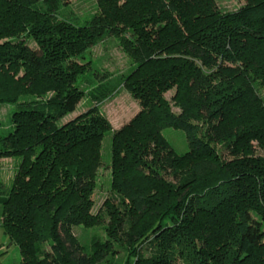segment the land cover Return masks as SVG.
<instances>
[{
	"label": "trees",
	"instance_id": "16d2710c",
	"mask_svg": "<svg viewBox=\"0 0 264 264\" xmlns=\"http://www.w3.org/2000/svg\"><path fill=\"white\" fill-rule=\"evenodd\" d=\"M65 2L0 0V104L13 105L0 158L14 160L0 227L19 264L116 252L123 264H264V0H95L82 22L62 15ZM110 36L131 66L95 80L85 54ZM122 87L139 109L112 129L100 104ZM84 97L91 105L63 120ZM166 127L184 132L186 151ZM108 132L102 214L93 194ZM96 225L103 236L75 234Z\"/></svg>",
	"mask_w": 264,
	"mask_h": 264
},
{
	"label": "rangeland",
	"instance_id": "374dc122",
	"mask_svg": "<svg viewBox=\"0 0 264 264\" xmlns=\"http://www.w3.org/2000/svg\"><path fill=\"white\" fill-rule=\"evenodd\" d=\"M218 5L224 10H233L243 3V0H217ZM96 9L95 0H66L61 8L63 16L74 21L82 22L85 17L92 14ZM90 60L91 66L88 73L89 77L96 78L95 70L107 71L111 75L118 76L125 73L131 66L129 58L124 53L117 39L114 36L107 37L97 45L90 48L85 54L84 60ZM98 76V75H97ZM173 91H168L165 95L170 98ZM91 105V101L84 97L76 106V109L66 115L63 120L70 119L75 115L85 111ZM13 108L12 104H0V131L9 125V114ZM137 101L123 87L115 91L109 98L100 104V110L108 119L112 129H118L127 123L138 111ZM175 111H178L174 108ZM62 120V121H63ZM163 134L178 152L187 150V141L181 129L166 127ZM111 134L108 132L104 136L101 144V162L96 174V187L93 194V212L99 209L104 213L105 199L110 195V170L107 164L110 162ZM256 153L264 155V149L256 147ZM14 160L12 158H0V179L7 184L13 175ZM105 220L104 223H106ZM76 236L82 242H87L93 235L103 236L100 225L93 227L78 226L74 229ZM8 239L3 229L0 227V264H19L20 255L14 245L7 244ZM125 254L116 252L109 257V260L99 264H123Z\"/></svg>",
	"mask_w": 264,
	"mask_h": 264
}]
</instances>
